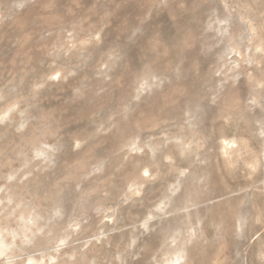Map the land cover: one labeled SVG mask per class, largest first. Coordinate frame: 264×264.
Listing matches in <instances>:
<instances>
[{"label":"rangeland","instance_id":"obj_1","mask_svg":"<svg viewBox=\"0 0 264 264\" xmlns=\"http://www.w3.org/2000/svg\"><path fill=\"white\" fill-rule=\"evenodd\" d=\"M50 6L60 20L105 25L106 45L121 47L127 58L121 69L125 79L152 59L150 37L177 38L170 10L157 9L141 24L146 0H50ZM0 12V61L11 68V61L30 53L35 44L31 34L40 30L42 14L38 0H0ZM136 27L144 34L129 43ZM37 47L50 46L44 42ZM66 96L59 89L50 93L52 106L62 112L68 108L64 123L74 125L87 117L88 108L65 104ZM181 100L182 91L174 88L161 105L156 103L143 129L151 135L119 146L95 137L77 155L63 148L56 151L54 162L49 153L55 144L48 136L30 122L17 131L19 118L0 113L5 117L0 124V233L6 237L0 238V252L6 254L0 261L165 264L169 257L179 258L189 229H199L204 240L216 235L219 212L210 211V205L232 188L231 146H250L248 136L237 140L236 128L228 135L217 119L197 114L199 109L181 113ZM110 102L104 98V104ZM97 107L103 123L106 109ZM249 131L259 136L261 129L257 125ZM141 166L154 178L141 180ZM209 248L206 254L223 258L218 244Z\"/></svg>","mask_w":264,"mask_h":264},{"label":"clouds","instance_id":"obj_2","mask_svg":"<svg viewBox=\"0 0 264 264\" xmlns=\"http://www.w3.org/2000/svg\"><path fill=\"white\" fill-rule=\"evenodd\" d=\"M38 2L42 25L31 34L35 44L30 53L24 60L11 61V68L0 61V113L19 118L17 131L30 122L48 136L55 144L49 153L54 162L56 151L63 148L77 155L95 137L119 146L151 135L143 129L156 103L161 105L162 97L174 88L182 91L181 113L185 108L199 109L197 114L217 119L228 135L236 128L237 140L247 135L250 146L238 142L231 146L234 183L218 204L210 205V211L219 212L217 234L204 240L199 229H189L179 258L169 257L165 264H264V0H146L141 24L157 9L170 10L177 38L150 37L152 59L127 79L121 74L127 62L124 50L106 45L105 25L60 20L50 0ZM143 34L141 27L134 28L129 43ZM44 42L50 47H37ZM53 89L67 94L65 104L87 106V117L74 125L64 123L68 108L62 112L52 106ZM105 97L111 102L104 104ZM98 105L107 112L103 123ZM0 117V124H5V117ZM257 125L259 136L249 131ZM249 165H256L255 170ZM139 176L154 178L145 166ZM0 238H6L4 233ZM217 244L222 259L206 254ZM0 264L13 262L5 259Z\"/></svg>","mask_w":264,"mask_h":264},{"label":"snow or ice","instance_id":"obj_3","mask_svg":"<svg viewBox=\"0 0 264 264\" xmlns=\"http://www.w3.org/2000/svg\"><path fill=\"white\" fill-rule=\"evenodd\" d=\"M253 31H255V30L253 29ZM97 38H98V37H97ZM141 87H143V85H142ZM0 119H3V117H0ZM261 134L264 135V130H262V133H261ZM224 143H225V144H228L229 141L225 140ZM233 143H234V142H233ZM77 146H78V145H77ZM133 148L135 149V145H133ZM37 155H42V153H37ZM249 167H251V168H253V170H255L256 165H249ZM145 175H147V172L145 173ZM30 264H31V262H30Z\"/></svg>","mask_w":264,"mask_h":264},{"label":"bare ground","instance_id":"obj_4","mask_svg":"<svg viewBox=\"0 0 264 264\" xmlns=\"http://www.w3.org/2000/svg\"><path fill=\"white\" fill-rule=\"evenodd\" d=\"M230 145V144H229Z\"/></svg>","mask_w":264,"mask_h":264}]
</instances>
